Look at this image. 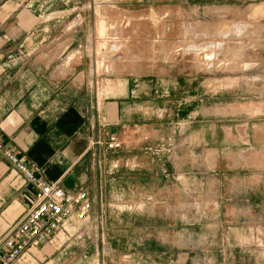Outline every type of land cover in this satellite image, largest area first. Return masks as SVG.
<instances>
[{
	"label": "crops",
	"instance_id": "0c3cea01",
	"mask_svg": "<svg viewBox=\"0 0 264 264\" xmlns=\"http://www.w3.org/2000/svg\"><path fill=\"white\" fill-rule=\"evenodd\" d=\"M54 5L69 6L41 0L0 6V240L30 207L34 193L5 151L46 182L57 181L72 194L84 190L92 225L83 227L71 217L15 264H187L189 256L193 264H239L235 256L246 253L257 264L264 262L259 253L264 236L263 247L244 242V237L234 241L235 233L264 235V225H234L243 211L250 217L255 210L261 217L264 213L260 117H247L242 136L232 128L224 130L226 146L208 148L203 163L196 147L186 148L191 154L186 157L185 148L171 145L164 133L159 138L162 151L154 156L147 147L155 145L154 133L160 132L151 128L155 113L159 121L189 110L198 116L202 98L196 81L177 76L179 83L171 87L169 79L142 72L111 75L101 79L110 84L103 87L95 109L88 89L91 57L84 50L87 21L74 25ZM135 132L150 137L136 145ZM234 133L243 141L237 143ZM111 137L121 142L120 149L107 148ZM220 163L228 174H247L240 194L234 193L233 176H214ZM200 170L210 172L208 177ZM130 184L136 199L159 200L160 212L146 207L123 213L115 203L123 201V187ZM156 221L162 226L157 228ZM188 233L192 248L186 244V238L192 240ZM158 243L161 252L156 251Z\"/></svg>",
	"mask_w": 264,
	"mask_h": 264
},
{
	"label": "rangeland",
	"instance_id": "374dc122",
	"mask_svg": "<svg viewBox=\"0 0 264 264\" xmlns=\"http://www.w3.org/2000/svg\"><path fill=\"white\" fill-rule=\"evenodd\" d=\"M7 1L33 0H0V6ZM41 1L66 2L69 6L65 9H56L54 5V11L60 12L58 15H64L74 25L79 24L82 18L87 21L88 45L84 50L91 57L90 75L95 72L98 76L97 90L88 86L94 97L95 109L101 102L103 87L108 83H101V79L107 80L111 75L142 72L158 79H169L171 87L173 83H179L177 76L196 81L202 98L198 116H194V110H189L179 117L170 115L166 120L164 116L159 121L155 113L151 128L160 132L154 133V137L158 136L154 138L155 145L147 147L154 156L162 151L164 144L159 138L164 133L166 140L174 142L171 145L185 148L186 157H191L188 152L196 147L195 152L201 153L203 163L208 148L226 146L224 130L227 128L240 131L242 136V126L248 121L247 117H260L259 122L264 123V0ZM83 33H86L85 29ZM96 45L99 49L94 54ZM205 56L210 59L206 60ZM254 108L263 111L252 114L250 110ZM133 136H139L136 145L150 137L148 134L143 139L137 132ZM237 136L234 133L237 143L243 141ZM186 148L191 149L187 152ZM262 154L261 161L264 162V152ZM207 172L200 170L203 177H208L210 172ZM261 172L264 177V169ZM213 174L219 179L233 176L237 181L235 195L241 193V181L247 177L244 172L230 171L228 174L224 163H220ZM157 179L155 176L154 188L160 184ZM221 184H225L224 180ZM262 188L264 190V186ZM123 189V201L115 203L123 213L145 210L146 207H154L160 212L159 200L136 199L135 186L131 184ZM245 224L264 225V213L261 217V212L255 210L250 217L243 211L242 216L235 217L234 225ZM155 226L159 228L161 222L156 221ZM153 236L161 238L159 233ZM191 236L192 233L187 234V237ZM263 236L235 233L234 241H242L241 237H244V242L263 247ZM186 240L187 246L192 248L193 238ZM160 243L157 244V252L162 251ZM259 253L264 257V250ZM189 258L187 264H193L192 256ZM235 260L239 264H257L249 253L236 255Z\"/></svg>",
	"mask_w": 264,
	"mask_h": 264
},
{
	"label": "built area",
	"instance_id": "2783aa9c",
	"mask_svg": "<svg viewBox=\"0 0 264 264\" xmlns=\"http://www.w3.org/2000/svg\"><path fill=\"white\" fill-rule=\"evenodd\" d=\"M88 86L91 90H97L98 76L95 72L91 75ZM106 146L110 150H117L121 148V142L111 137ZM4 155L22 173L25 183L34 187V193L30 207L0 240V264H15L29 247L40 245L63 229L71 217L83 227L92 225L91 203L84 190L69 193L57 181L46 182L37 176L11 152L5 151Z\"/></svg>",
	"mask_w": 264,
	"mask_h": 264
},
{
	"label": "bare ground",
	"instance_id": "6f19581e",
	"mask_svg": "<svg viewBox=\"0 0 264 264\" xmlns=\"http://www.w3.org/2000/svg\"><path fill=\"white\" fill-rule=\"evenodd\" d=\"M98 32H99V31H98ZM97 49H99V47L96 45L95 49H93V53H94V54L98 51ZM205 57H206V60L210 59L209 56H205Z\"/></svg>",
	"mask_w": 264,
	"mask_h": 264
}]
</instances>
